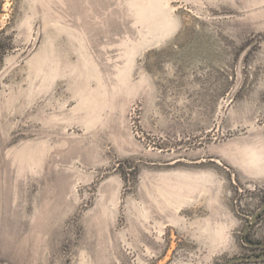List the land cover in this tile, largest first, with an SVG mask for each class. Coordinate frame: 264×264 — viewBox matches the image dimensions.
<instances>
[{
  "label": "rangeland",
  "instance_id": "rangeland-1",
  "mask_svg": "<svg viewBox=\"0 0 264 264\" xmlns=\"http://www.w3.org/2000/svg\"><path fill=\"white\" fill-rule=\"evenodd\" d=\"M263 203L264 0H0V264H225Z\"/></svg>",
  "mask_w": 264,
  "mask_h": 264
},
{
  "label": "flooded vegetation",
  "instance_id": "flooded-vegetation-1",
  "mask_svg": "<svg viewBox=\"0 0 264 264\" xmlns=\"http://www.w3.org/2000/svg\"><path fill=\"white\" fill-rule=\"evenodd\" d=\"M263 215H264V211L260 212L256 217V219L254 220V222L248 223V226L245 229H243L242 232L243 246L245 247L246 251L243 254H239L235 257L228 259L225 264H228L231 260L236 258H246V259H242L241 261H235L232 262L231 264H254V263L264 262V239H258V240L252 239V235H251L255 223H257Z\"/></svg>",
  "mask_w": 264,
  "mask_h": 264
},
{
  "label": "water",
  "instance_id": "water-1",
  "mask_svg": "<svg viewBox=\"0 0 264 264\" xmlns=\"http://www.w3.org/2000/svg\"><path fill=\"white\" fill-rule=\"evenodd\" d=\"M264 211V203L262 204V206L258 209V211L251 217V222L253 223L254 220L256 219V217L258 216V214L260 212ZM242 259H246V258H236V259H233L231 260L228 264H231L232 262H235V261H241Z\"/></svg>",
  "mask_w": 264,
  "mask_h": 264
}]
</instances>
